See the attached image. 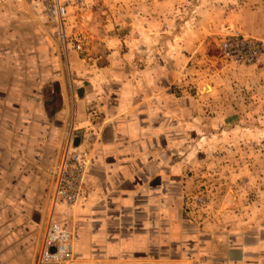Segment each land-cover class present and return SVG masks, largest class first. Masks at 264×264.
Returning a JSON list of instances; mask_svg holds the SVG:
<instances>
[{
  "label": "crops",
  "instance_id": "0c3cea01",
  "mask_svg": "<svg viewBox=\"0 0 264 264\" xmlns=\"http://www.w3.org/2000/svg\"><path fill=\"white\" fill-rule=\"evenodd\" d=\"M235 3L172 39L159 40L157 14L141 36L115 28L84 52L37 40L20 69L0 71V185L27 222L18 264H264V55L251 67L219 63V40L208 39L233 24L264 41V0ZM202 62L218 65L204 95ZM74 150L90 164L68 207L54 201L53 178ZM203 186L207 210L193 200ZM53 222L72 231L68 262L38 261L56 250L45 246Z\"/></svg>",
  "mask_w": 264,
  "mask_h": 264
},
{
  "label": "rangeland",
  "instance_id": "374dc122",
  "mask_svg": "<svg viewBox=\"0 0 264 264\" xmlns=\"http://www.w3.org/2000/svg\"><path fill=\"white\" fill-rule=\"evenodd\" d=\"M24 1H0L1 75L5 74L3 70L6 69H20V66H22L21 63L26 61L24 57L28 56L30 52V44L36 43L37 40L63 41L59 33L60 28L47 20L43 8L41 10L42 12H40L39 9L33 5V1H36L42 7L41 3L38 0H33L31 3L30 0ZM237 1L238 0H71L69 17L65 21L64 29L66 31V39L64 40L63 48L66 47V49L64 48L63 52L69 53L75 50L84 52V40L89 39L102 42L101 40L107 39L109 32L115 31V28L119 29L117 32L118 35L119 32H122L123 36L130 35V33L133 32V34L141 36L142 31L149 27L151 19L155 18L157 14H159V16L161 15L165 24L164 33L161 34V37L159 36V40H163V36H165L166 39H172V35H176L178 32L182 31V28H180L181 24L184 25L190 21H196L199 31V28L202 26V22L200 21L204 19L205 13L219 9L224 3H229L230 6L232 5L234 7L233 4H236L235 2ZM67 23L71 24L69 33ZM153 24V27H150V29L156 33L157 27L155 29ZM229 25L231 26H226L222 34H213L212 37L208 38L209 40H219L218 45L215 44L214 47H211V54L216 57L215 60L219 63L221 59H223L225 62L237 67H251L235 65L225 58L222 53L221 43L231 35H242L263 43L264 41L244 35L238 30L236 31L233 24ZM54 26L56 29L53 28ZM126 28L128 29L127 32H125ZM159 31H161V29H159ZM138 39H140V37ZM69 42L74 43L72 45L74 48H70L67 51ZM77 46H81L82 49L78 50ZM97 48L98 47H96V49ZM53 49L55 52L54 45ZM90 49L94 50L92 44L90 45ZM96 49L95 52H97ZM204 69L207 70L206 72H208L209 75L206 78L202 77L200 79L203 95L209 93H203L205 86H210L209 83H204V80L207 81V79H210V75L212 74L211 71L216 72L218 65H211L210 62L198 64L197 71H200V74H204ZM213 75L215 78L218 77L217 72L216 76L215 74ZM241 146L242 149L246 151L256 147L255 145L252 146L251 142H244ZM230 147L236 150L240 146L238 144V146L232 145ZM248 158L246 157L245 159ZM232 160L233 159H231V161ZM210 189V187L207 188L203 186L201 191L197 193V196L193 198L200 210H207L209 208V204L207 205V203L209 201L208 198L211 197L212 190ZM6 193L7 192H4L3 187L0 185V260H4L5 264H13L18 261L20 257L25 260V258L29 256L27 252L28 249L22 252L26 247L25 243L28 238L21 233L27 234L24 230L27 222L13 218V215L19 213V206L13 203L11 194L6 196ZM228 197L229 206L233 208L237 207L238 203L234 189H230ZM53 199L55 200L54 195ZM25 207H23L20 212L26 211ZM46 231L47 229L44 235ZM20 253L23 254L18 258ZM38 261H40V259ZM16 264H18V262H16Z\"/></svg>",
  "mask_w": 264,
  "mask_h": 264
},
{
  "label": "built area",
  "instance_id": "2783aa9c",
  "mask_svg": "<svg viewBox=\"0 0 264 264\" xmlns=\"http://www.w3.org/2000/svg\"><path fill=\"white\" fill-rule=\"evenodd\" d=\"M8 1V0H0ZM50 23L57 25L60 37L66 39L65 21L69 17L71 0H38ZM81 50V46H77ZM225 58L238 66H253L264 54V43L242 35L228 36L221 43ZM90 161L88 152L72 151L57 171L54 173L55 202L72 207L79 204L82 197V188L87 175ZM73 234L65 225L57 222L50 223L45 233V246L54 245L56 250L50 252L44 249L41 263H65L71 260Z\"/></svg>",
  "mask_w": 264,
  "mask_h": 264
},
{
  "label": "water",
  "instance_id": "95a60500",
  "mask_svg": "<svg viewBox=\"0 0 264 264\" xmlns=\"http://www.w3.org/2000/svg\"><path fill=\"white\" fill-rule=\"evenodd\" d=\"M207 85V84H206Z\"/></svg>",
  "mask_w": 264,
  "mask_h": 264
}]
</instances>
